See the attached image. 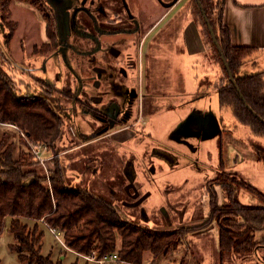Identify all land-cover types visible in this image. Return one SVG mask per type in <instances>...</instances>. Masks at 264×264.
<instances>
[{
	"label": "rangeland",
	"instance_id": "obj_1",
	"mask_svg": "<svg viewBox=\"0 0 264 264\" xmlns=\"http://www.w3.org/2000/svg\"><path fill=\"white\" fill-rule=\"evenodd\" d=\"M39 2L43 13L10 0L5 22L13 30L0 18L2 68L28 96L40 93L43 83L70 91L69 100L54 93L65 121L57 157L70 188L114 201L122 216L143 227H196L206 221L198 217L208 214L207 191L216 192L218 204L226 201L211 181L220 169V135L224 173L235 172L264 193V139L219 107L213 88L220 77L218 51L195 0ZM209 2L217 24L221 0ZM51 31V51L35 53L34 47L49 43ZM181 38L201 53L181 56L182 44L176 45ZM112 104L119 112L110 115ZM43 156L46 174L53 154ZM242 192L261 205L257 196L238 188V195ZM146 193L150 197L141 203ZM22 221L30 231L37 225L44 232L41 255L62 264H96L63 249L42 220ZM10 222L7 218L0 233V264H27L11 250L16 240ZM203 229L187 234L165 258L154 261L145 253L142 264H221L212 237L203 236L209 230L203 234ZM255 234L252 254H231L222 264H264V230Z\"/></svg>",
	"mask_w": 264,
	"mask_h": 264
},
{
	"label": "trees",
	"instance_id": "obj_2",
	"mask_svg": "<svg viewBox=\"0 0 264 264\" xmlns=\"http://www.w3.org/2000/svg\"><path fill=\"white\" fill-rule=\"evenodd\" d=\"M33 5L43 13L39 0H18ZM201 18L216 44L220 77L214 83L221 110H228L233 119L246 126L250 133L264 139V79L261 73L240 74L249 47L235 46L221 19L216 24L209 16V0H195ZM199 2V4L197 3ZM10 0H0V18L9 17ZM10 31L12 25L5 22ZM13 34V33H12ZM49 43L33 51H51ZM4 52L0 48V233L7 218L9 231L16 243L11 246L18 259L27 264H62L50 256L40 254L42 232L35 225L29 230L22 220L40 221L59 231L68 249L77 255L97 258L117 255L109 264H142L144 254L150 253L154 261L176 251L187 234L209 227L213 222L219 228L220 263L226 256L250 255L257 246L254 233L264 230V193L236 173H224L223 147L218 142L219 171L212 181L225 193V202L218 204L215 191L209 192V213L206 221L196 227L156 229L143 227L122 216L114 201L98 196L83 188H70L65 180L64 167L57 155L63 138L65 121L59 110L58 98H70V91H62L43 83L40 93L29 95L15 86V78L2 68ZM225 60V63L222 60ZM229 70V71H228ZM231 76V77H230ZM17 81V80H16ZM32 145H45L53 154L47 173L31 152ZM62 148V147H61ZM245 188L261 200V205H244L238 199V188Z\"/></svg>",
	"mask_w": 264,
	"mask_h": 264
},
{
	"label": "crops",
	"instance_id": "obj_3",
	"mask_svg": "<svg viewBox=\"0 0 264 264\" xmlns=\"http://www.w3.org/2000/svg\"><path fill=\"white\" fill-rule=\"evenodd\" d=\"M174 9L175 7L172 8L171 10L169 9L166 12V14L164 15L166 16L164 22L167 21L175 13ZM221 21L223 25L228 28L229 33H230V41L233 45L245 46V47H249L250 49L249 54L244 59L243 64L240 68V74L261 73L264 79V0H221ZM179 42L180 44H182L181 54L183 55L181 56H186L189 59H192L193 54L201 53V51L199 50L194 51V50L189 49L186 43L184 42V38H181L180 40L178 39L176 45ZM203 58L205 59V56ZM217 68H219L218 70L220 71V67L218 66ZM198 112L200 113V115L204 113L201 111H198ZM200 115H197V113L196 115L194 114L196 118ZM184 136H187V135H184ZM199 136L202 138H205L207 135L200 134ZM219 139H220V135L218 136V140H217L218 142H219ZM228 142L229 141L225 142V144ZM238 159L239 158L236 157L234 160H231V163L229 162L230 167L235 163L234 161H237ZM227 164L228 162L226 163V168H227ZM244 194L245 193L242 192L238 195V199L242 204L257 205L256 201L249 194H247V196H245ZM147 195L148 193H146V196L144 198L140 197L139 200L141 203L146 199V197L148 198L150 197ZM241 195H244V197L241 198ZM162 210L164 212L163 213L164 216L166 218H169L165 209L162 208ZM208 213H209V210H208ZM207 217H208V214L206 216H199L198 219L201 218L202 220H205L207 219ZM45 228L51 234L50 230L46 226ZM208 230H209L208 234L203 235V236L206 237L210 235L212 237V240L214 243L213 247L215 248L216 253L218 254L219 228L217 224L212 223V225H210L207 229L205 228L203 229V231H200V232L203 234H206L207 232L205 231H208ZM262 231H257L256 234ZM42 233L44 234L43 231ZM256 234H255V237H256ZM262 240L264 241V239ZM68 250L69 252H73L70 249Z\"/></svg>",
	"mask_w": 264,
	"mask_h": 264
},
{
	"label": "built area",
	"instance_id": "obj_4",
	"mask_svg": "<svg viewBox=\"0 0 264 264\" xmlns=\"http://www.w3.org/2000/svg\"><path fill=\"white\" fill-rule=\"evenodd\" d=\"M71 130V128H70ZM31 147V152L32 154L35 156V158L41 163L43 164L45 160H47L46 157L43 156V154L45 152L48 151L47 147L45 145H32L30 144ZM45 224V223H44ZM45 226L50 230V232L53 234V236L55 237V239L58 241V243L63 247L66 248V245L63 241L62 235L59 231L53 230L51 228L48 227V225L45 224ZM80 257H82L83 259H85L88 262H93L96 264H109V263H114L117 261V255H111V256H104L102 258H97L94 254L92 255H78Z\"/></svg>",
	"mask_w": 264,
	"mask_h": 264
},
{
	"label": "water",
	"instance_id": "obj_5",
	"mask_svg": "<svg viewBox=\"0 0 264 264\" xmlns=\"http://www.w3.org/2000/svg\"><path fill=\"white\" fill-rule=\"evenodd\" d=\"M204 19H205L206 24H207V26H208V29H209V31H210V33H211V35H212V39H213L214 43L216 44L217 42H216L215 36H214V34H213V31H212V29H211V27H210V25H209L207 19L205 18V16H204ZM216 46H217V48H218V50H219V49H220V48H219V45L216 44ZM222 60H223V62L225 63V60H224L223 57H222ZM228 71H229V70H228ZM230 77H231V76H230ZM114 110L116 111V113L119 112V108H118V106L115 105V104H112L111 107L109 108V113H110V115L112 114L111 112H113ZM110 125H112V123H110Z\"/></svg>",
	"mask_w": 264,
	"mask_h": 264
}]
</instances>
